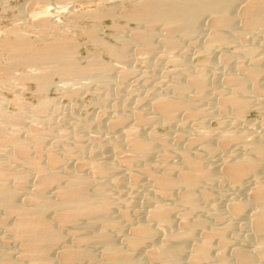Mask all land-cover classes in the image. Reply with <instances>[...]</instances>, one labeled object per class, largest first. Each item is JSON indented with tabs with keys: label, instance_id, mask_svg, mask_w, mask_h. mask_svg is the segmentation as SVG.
Listing matches in <instances>:
<instances>
[{
	"label": "rangeland",
	"instance_id": "1",
	"mask_svg": "<svg viewBox=\"0 0 264 264\" xmlns=\"http://www.w3.org/2000/svg\"><path fill=\"white\" fill-rule=\"evenodd\" d=\"M237 1L238 0H236L232 4L233 6H230L229 9V13H231L232 16L234 15L233 19H235L233 20L231 27L232 29L221 31L223 35H226V37L231 40L229 44H206V37H208L210 32L208 28L209 22L207 21L209 19H207L208 17L204 15L198 20L196 29L190 36H185L181 33L175 35L170 34L164 29L163 26L161 27L160 25L152 27L150 29L152 30L150 45L153 46L151 50L146 52L139 49V47H141L139 45L140 43L138 41L136 43V40L131 37L132 35H130L133 29L142 30L143 27L140 26L139 23L137 24L136 21L132 19L130 20V18L127 19L128 17L126 16L125 18L123 14L125 10L132 9L135 4L139 2V0H0L1 44V40L12 39L11 35L14 36V33H16L12 30L14 28L17 30V26V28L19 27L22 33L26 35L24 36L27 37L26 39L31 43V45L34 44L33 46L36 45V47H38L43 44V40H45V42L48 41V39H46L48 38L47 36L51 34L52 30L56 27L57 29L55 30H57L56 32L58 35L62 34V36H66L71 39L72 43L74 42V45H72L75 48L72 47L74 49H71V55L69 54L73 59L72 60L69 58L72 60H70V63L72 62L73 64V66L71 64L72 70L74 69L75 71H78L79 69L81 72H85V70L88 72L92 69H95L93 67L97 65L96 62L99 60L100 64L97 62L99 65L106 66V68L103 69L106 72L101 70L98 73L96 72L95 76L94 74L90 73L92 77L89 76L90 74H87L89 77H87L86 74H83V76H81L82 74H78L73 76L74 79L72 77V79L68 77L65 79V77L53 73L54 75L51 74V78L48 80V82L51 84L48 83V88L45 87L46 89H44L37 86L38 82L32 78L38 72L32 73L31 67H27V65H24L23 63L13 64L15 69L10 66V70L8 71L14 69L11 71L10 75L7 76V74L3 73V75L1 74L2 76L6 75L3 78L0 75L1 80H6H0V111H2L1 114H8L11 116L16 115L18 118L14 116L17 122L15 125H12L5 122V118L1 115L0 128L2 127V129H0V136L2 133L3 135L4 133H10L9 135H13L14 138H20V141H22L24 146V153H26V155L36 156L39 161L43 159V152L41 151V148H45V146L46 149L49 148L48 150L53 153L56 161L58 163L60 162L58 165L59 168L57 167L58 170H56L58 171V174H60V177H63L64 174L68 172L73 174L74 172L76 173V171H78L80 174L83 172L81 174L82 176L88 174L85 176V178H89L90 176L89 180H97V178H99L98 180L100 182L103 180L102 184H105H103V186L105 191H107V193L105 192V195L107 196V200H109V206L113 205L110 207V209L114 212H111L110 210V214L111 216L113 215L112 217H115L113 219L116 220V222H118L117 219H120L116 210L119 211L121 206L124 205L127 206L126 210L129 209L128 206L131 209V211L130 209L126 211L129 216H127V221L130 220L129 223H137L140 219H145L142 217L146 216V212L150 208L147 197L152 198L153 196H157L150 182V173L156 171L159 164L162 162L160 160L161 157L165 156L166 159H162L164 162L166 161L168 163L170 161L177 164V166H180L179 163L181 158L179 156V152L181 150H186L185 152L187 154L198 153V156H201L200 159L202 158L203 166L205 168L210 167L209 169L211 171L213 170L212 172L215 173L214 175L216 179L213 180V182H210V185L206 188L207 191H210L208 192L209 194L207 201L204 200L203 204H201L202 202L198 203V205L201 204L206 209L199 205L201 207V209L199 208L201 211L197 209V211L195 210V212L191 213L190 215L191 218H193V214H195L199 219L204 215L202 219L208 218L209 220L203 221L210 222L207 223L212 226H220L222 223L228 221V218H222L223 220L219 219L217 220L218 222L216 220L210 221V217H208L210 214L209 212H206L209 204L210 206L217 204L219 207H222L226 206L231 199H245L244 196H246L248 191L246 188L250 189L252 187V181L249 176L245 177V179L243 178V182H240L238 185L240 186L239 188H237L238 186L234 187L229 185L227 181L225 183V179L223 178L220 171V164L222 160L230 158L234 156V154L239 155V153L243 152V149L240 143L236 140V142L234 140V142L230 141L225 147H223L224 150L223 148L220 149L216 145L219 135L221 133L236 132V134H245L243 135L244 138H247L249 141L254 140L264 145V92L256 94V96L251 92L246 93L244 99L247 101L249 100V105L245 112H243L244 115L242 114L238 118H232V113L228 108L226 109V107L225 109L227 111L225 109L221 111L223 107H219L220 104H218L219 98L217 97V92L223 93L224 91L226 94L231 91L230 87L227 85V83H225V77L227 74H229V72H232L235 75H241V72L239 73L238 67L245 68L247 63L250 64L256 61V59L258 60L257 62L259 63V66L262 65L260 68L262 70L264 69V26L256 29L257 31H241L242 26L240 23H238L237 17L239 16L237 15H239L238 13L240 12L239 7L244 6L245 3L242 0H239V2ZM47 24L51 26L47 27ZM91 32H94V34L96 33L94 37ZM242 32V36H239V34ZM165 38L173 39L171 45L172 47L167 48L165 46L163 42V39ZM106 43L110 47L114 48L115 46V50L118 49V52L122 51L121 56H115L117 57L116 59L113 54L111 55V53L106 50ZM1 44L0 65L3 67L5 66V68H9L6 67L7 63L9 62V53L6 50H3L4 47ZM101 45L104 46L102 47ZM243 46L244 48H242ZM247 47L252 48L253 50L250 49L249 52L247 51ZM119 49L121 51H119ZM125 54L126 56L124 57ZM99 65L97 66L99 67ZM196 71H199L200 76L205 80L202 91L205 92L206 96L203 100L193 101L194 103L188 104L190 107L188 109L193 110L195 108L198 109L202 107L206 109L207 114L205 116L195 115L196 117H189L182 111H177L174 113V116L171 119H162L161 116H159V114L154 112L155 110L152 109L151 101L154 98L160 96L168 99L172 98L174 92L172 91L171 87L172 83L174 84L175 82L173 80H176L181 86H183V90L185 88V91L189 92H180L179 97H182L181 99H187L188 96H192L194 90L192 88L190 89L191 86H189L190 84H188V80L185 79V76L187 74V76L194 74ZM14 73L20 75H16V77ZM23 75H27V77L24 78L25 76ZM259 76L258 84L259 86H262V84H264V70ZM263 86L260 88L261 90H264ZM183 93H185L186 97ZM205 94L203 93V95ZM152 96L156 97L153 98ZM135 110L136 112L139 111L141 114L143 113L142 115L147 120L144 122L145 124L142 123L141 125L134 122L132 114L136 113ZM130 113L131 115H129ZM113 116H119V118L122 117V119L124 118L126 120H123V122L121 121V124L118 123L116 126H113L111 125V121L113 118H117ZM151 118L153 119L151 120ZM3 127L5 128L4 130ZM29 127L30 129L31 127H35L34 133L39 131L42 134V143L37 150L36 148H30L28 143V138L30 135L28 134L29 130L26 129H29ZM128 128L130 130L132 129V131L128 132ZM10 129L13 131H10ZM30 131H32L31 134H34L32 129ZM129 135L132 138L136 135H139V137L142 136L144 139L146 138L147 141L150 140L152 149H150V152L148 153L149 155L143 157L144 159L138 158V160L136 159L130 163L128 162L129 159L126 160L127 157L132 155V153L130 154L131 151L126 143L128 140L126 138ZM189 140L193 142L189 143ZM200 142L209 146L211 151L205 152ZM9 151L10 147H8L6 143L3 145V143L0 142V161L6 165H15V168H18L17 170L21 171L22 174L24 173L25 181L23 182L24 185L21 187V189L24 188L22 189L23 191H33L34 188L36 189L35 185L37 184H35V181L37 182L36 175H34V172L31 168H28V165L24 164L22 161H19L20 158L16 157L11 152L9 153ZM85 157H88L89 160L93 159V161L101 165L107 164V166H111L110 171L107 170L106 174L103 173L105 176L103 174L101 175L102 177H98L100 174L97 175L94 173L93 177V173H90V171L88 173L86 167H79L77 164L79 162L78 158L79 160H88V158L86 159ZM262 160H259V166L260 164L262 165L264 163V160ZM126 162H128V164ZM156 163L158 165H155ZM155 166H157L156 169ZM59 170H62L63 172H60ZM64 170H66V172ZM258 171L259 170H256L255 174L258 175L259 179L264 181V176L262 175V172H260L261 170L259 172ZM145 172L148 173L145 174ZM95 175H97V178H95ZM132 175L136 179H133L134 177H132ZM111 178L116 180L118 179L117 182L119 183L111 182ZM14 181L15 180L8 179L6 180V183L9 185L12 183L13 185L10 187L13 186L14 188ZM106 187L108 190H106ZM25 188L27 189L25 190ZM45 190L49 191L50 187L48 186L46 189H44V194L46 196H50L51 191L47 192ZM20 193L21 192H19V194ZM144 195H146V198ZM20 196H18V200H21ZM170 197L172 200L168 198V200L166 199L168 201L167 202L164 199L165 202L163 201V203L168 206L171 204V207H173L172 211L169 213V216L172 221H175L172 222L173 224L175 223V226L170 223L171 227L168 225L169 227L166 226L165 228H158L156 230L158 232H156V237L154 236L153 243H157L159 240L162 241L164 237L163 234L167 229L170 231H172L173 228L175 230L177 229L175 227L178 226L177 224L179 222L174 216L177 215L176 212H180L182 207H179V204L175 203L172 196ZM144 198L147 200V202ZM204 204H207V206ZM174 206H176L175 213H173ZM249 209L251 210L252 208L247 209V214H251L250 212L253 211H250ZM197 212L201 213L197 214ZM204 213L208 216L205 217ZM189 218L190 217L187 219L189 220ZM230 220L232 221L231 230L228 229L226 231L227 235H225V237L228 236L230 239L229 240L227 238V242H232L230 244L227 243V247L223 249V252H225V255L227 256V251L230 250V247L232 249L236 245L242 246L240 239H242L244 235L246 236L247 233V231H245L246 229L242 228L241 224H239L244 222L245 219L236 217ZM121 222L123 225L126 224L124 221ZM122 223L120 224L122 225ZM178 227L180 228V225ZM122 228L124 229L126 226H123ZM162 228L165 230L163 231ZM126 232L127 230L124 231V233ZM63 233L65 234V232ZM2 235L0 234V236ZM157 236L158 240H156ZM64 237L68 238V235ZM67 238H65V240ZM5 239L3 238V246L5 249L15 252L16 243H13V241L8 238ZM192 242L193 241L189 240V242L185 244V246L189 245L188 248L184 247L185 249L183 256H186H184L186 260L189 250L191 249ZM246 245L247 246H245V248L249 246L246 249H250V247H252L251 242H247ZM94 246L95 249L93 246L90 247V249L92 248L91 252L93 251L94 254H97L98 249L96 248L98 247H96V245ZM148 247L149 246H143L142 248L144 250H141L140 248V251L137 250L133 256L136 254L134 257H137L138 259L139 256L144 257V253H146ZM214 247L215 245L212 247L213 251L216 248ZM226 248H228V250ZM138 251L139 253H137ZM186 251H188V253ZM142 261L143 264H153L152 262L149 263L148 261V263H145L146 259H143ZM262 263L264 264V262H261L260 264Z\"/></svg>",
	"mask_w": 264,
	"mask_h": 264
},
{
	"label": "bare ground",
	"instance_id": "2",
	"mask_svg": "<svg viewBox=\"0 0 264 264\" xmlns=\"http://www.w3.org/2000/svg\"><path fill=\"white\" fill-rule=\"evenodd\" d=\"M235 1L236 0H139V2H137V4H135L132 9L125 10L123 14L124 17H128L127 19L130 18V20L132 19L136 21L137 24L139 23L140 26L143 27L142 30L133 29L132 33L130 34L132 35L131 37L136 40V43L137 41L140 43L139 45L141 47H139V45L138 47L142 51L147 52L151 50L153 46L150 45V37L152 36V30L150 29L152 27L160 25L161 27L163 26L164 29L170 34L175 35L181 33L182 35L190 36L195 31L198 20L201 18V16L204 15L208 17L207 19H209L207 20L209 22V25H207L210 32V34L208 33V37H206V44L222 45L227 43L229 44L231 41L226 37V35H223L221 31L232 29L231 27L233 24V20L235 19H233L234 15L232 16L231 13H229V9L230 6H233L232 4ZM242 1L245 3V5L243 4L244 6L239 7L240 12L238 10L239 15H237L239 17L236 16L238 18V23H240L242 26L241 31H257L256 29L264 26V0ZM237 2H239V0ZM50 26L51 25L47 24V27ZM16 29L17 30H15L14 28L12 30L13 32H16L14 33V36L11 35L12 39L8 38L9 40H1L2 44H0L3 45V50H6L9 53V62H6L7 65L5 63L6 67L9 68H5V66L3 67L0 65V75H3V73L7 74V76L10 75L11 71L15 69L13 67V64L23 63L24 65H27V67H31L32 73L38 72L32 78H34L38 82L37 86L46 89L45 87H47V84L50 83L48 82V80L49 78H51V74L53 73L59 74L60 76H63L65 77V79H67V77L73 78V76H76L78 74H82L81 76H83V74L87 75L92 73L95 76L96 72L98 73L99 71L106 68L105 65V67L99 65V60L97 61L99 62V64L96 62V64L99 65V67L96 65L98 68L95 66L93 67L95 69L91 68L92 70H87L88 72H86L85 69V72H81L79 69V72L77 70L75 71L74 69L73 71V64L72 62L70 63L72 57H70V55L71 49L75 48L73 46L74 42L72 43L71 39L66 36H62V34L58 35L56 32L57 30H55L57 29L56 27L52 30L51 34L47 36L48 38L46 39H48V41L45 42V40L42 39L43 44L38 47H36V45L33 46L34 44L31 45V43L26 39V35L22 33L19 27L17 28L16 26ZM243 32L240 33L239 36H242ZM91 33L90 35L92 36L93 34V37L96 34H94V32L92 34ZM163 42L167 48H170L172 47L171 45L173 39L165 38L163 39ZM106 45L107 43L105 44V46ZM107 46L106 50H108L111 55L113 54L114 57L121 56L122 51L120 49H122L123 47L119 49V51L121 52H118V49L115 50V46L114 48ZM242 48H244V46ZM247 48V51L252 49L249 47ZM125 56L126 54L124 55V57ZM117 57L115 58L117 59ZM257 61L258 60L256 59V61L250 64L247 63L245 68L238 67L239 73L241 72V75L238 74L239 76L233 74L232 72H229L226 77L224 76L225 83H227L231 91L226 94L224 91L223 93L217 92V97L219 98L218 104H220L219 107H223L221 111H223L225 107L226 109L228 108L233 115L232 118L240 117L248 107L249 100L247 101L244 99L246 93L251 92L256 96V94L264 92V90L260 89L264 84H262V86L260 85L261 87L258 84V77H260L259 75L264 69L262 70L260 68V66L262 65L259 66V63ZM10 66H12V68L14 69L8 71L10 70ZM2 75V78L6 76ZM16 75L17 73L15 74V76ZM19 75L20 74H18L17 76ZM27 75H23L25 76L24 78H26ZM187 75L185 76V79L188 80V84H190L189 86H191L190 89L192 88L194 90L192 96H188L190 99L188 97L187 99H181L182 97H179L180 92L183 91L187 93L188 91L186 92L185 88L183 90V86H181L176 80H173L175 82L174 84L172 83L171 87L172 91L174 92L173 94H176L175 96L172 95L173 97L169 99L160 95V97L154 96L156 98L152 96L154 99L151 101V107L155 110L154 112L161 116L162 119H171L174 116V113L177 111H182L189 117L195 115L205 116L207 114L206 109L202 107L198 109L195 108L196 110L188 109L190 108L188 104L194 103L193 101L205 99L206 94L202 91L205 80L200 76V72L196 71L194 72V74H191L189 76ZM89 76H91V74ZM89 76L87 75V77ZM1 81L6 80L2 79ZM185 93L183 94L186 97ZM203 93L205 95H203ZM1 112L2 111H0V116L2 115L5 118V122L15 125V123L17 122L15 118L17 117L16 115H14L15 117L12 115V117L8 114H1ZM142 114L139 113V111L132 114V118L135 123L141 125L142 123L145 124L144 122L147 120ZM129 115H131V113ZM149 118L147 119L150 120ZM152 119L153 118H151V120ZM123 120L126 119H122V117L119 118V116L115 119L113 118V120L111 121V125L116 126L121 121L123 122ZM0 129H2V127ZM4 129L5 128L3 127V130ZM31 129L34 133L35 127H31ZM31 129L29 127V129L26 130L30 131ZM11 130L12 129H10V131ZM29 131L28 134L30 135V137L28 138L29 142L28 140L27 142L29 143L30 148H36L37 150L42 143V134L39 131L31 134L32 131H30V133ZM130 131H132V129L128 130V132ZM6 134L4 133L3 135L2 133V135L0 136V142H2L3 145L4 143H6L8 147H10L9 153L11 152L13 155L20 158L19 161H22L24 164L28 165V168L32 169L34 175H36L37 177V182L35 181V184H37L35 185L36 189L34 188L33 191H23L22 189L24 188L21 189V187L24 185L23 182L25 181L24 173L22 174L21 171L17 170L18 168L16 169L15 165H6L0 161V234H4L0 236V264H143V259H146L145 263L152 262L153 264H260L261 262H264V181L259 179L258 175L255 174L256 170H261L260 172H262V175L264 176V163L262 165L260 164V166L258 163L262 159L264 160V145L254 140L249 141L247 138L246 140L243 136L245 134L243 133V135L236 134V132H227L223 134L221 133L216 142L217 147L222 149L230 141L236 140L240 143L243 149V152L239 153V155L234 154V156L222 160L220 164V171L223 178L225 179V183L227 181L229 185L237 187L240 182H243L242 179H245V177L248 176L252 181V187L250 189L246 188V190L248 191L246 193V196H244L245 199H231L232 201L230 200V202H228L226 206L222 207H219L217 204V206H210L209 204L206 212H209L210 216L206 215L205 213L204 214L205 217H210V221H217L219 219L221 220L225 217L228 218V221L222 223L220 226H212L208 224L210 222L207 221V223L203 221L209 220L208 218L202 219L204 215L200 218L202 220H200L195 214H193V218H191L190 215L191 213L195 212V210L197 211V209H201L200 206H202L201 204H203L204 200L207 201L209 194L208 192L210 191H207L206 188L210 185V182H213V180L216 179L214 175L215 173L212 172L213 170L211 171L209 169L210 167L205 168L203 166L202 158L200 159L201 156H198V153L187 154L185 152L186 150H183L184 152L181 150L179 152V156L181 158V161L179 163L180 166H177V164L170 161L168 163L166 161L164 162L163 160L165 158V154L162 155L164 157H161V159L160 154L159 159L164 163L161 162L157 169V166H155L156 171L150 173V182L157 196H153L154 198L147 197L150 208L149 210H147L148 208L146 209L147 212H145L147 214L146 216L142 217L145 219H140L143 221L136 220L138 221L137 223H129L130 220L127 221L129 216L126 211H128L130 207L128 206L129 209L126 210L127 206L124 205L121 206V208L119 206V211L116 210L120 218L117 219L118 222H116V220L113 219L115 217H112L113 215L111 216L110 214V207L113 205L109 206V200H107V196L105 195V192L107 193V191H105V188L103 186L104 183L102 184L103 180L102 182H100L98 180L99 178L96 177L98 174H100L98 175V177H102L101 175L103 173L106 174L107 170L110 171L111 166H107V164L101 165L93 161V159L89 160L88 157V160H79L78 158L79 162L77 164L79 165V167H86L88 173L89 171L90 173H93V175L91 174L93 177L94 173L97 174L95 175V178H97V180H89L90 176L89 178L87 177L88 179L85 178V176L88 174L82 176L81 174L83 172L80 174V172L78 171H76V173L71 172L73 174H70L68 172L69 174L66 173L63 177L61 176V178L59 176L60 174H58V171H56L58 170L57 167L59 168L58 165L60 162L58 163L56 161L53 153L48 150L49 148L46 149V146L45 148H41V151L43 152V161H39L36 156L26 155V153H24V146L22 141H20V138L16 139L13 135H9L10 133ZM126 139H128L126 143L131 151L130 154L132 153L130 157L126 156V160L129 159V163L136 159L138 160V158H143L146 155H149L148 153L150 152V149H152L150 140L147 141L146 138L144 139V137L142 136L139 137V135H136L133 138L129 135ZM190 141L191 140H189V143L193 142ZM201 146L203 150H205V152L211 151L210 147L205 143H201ZM128 162L126 163L128 164ZM155 165L158 164L156 163ZM64 171L66 172V170ZM60 172L63 171L61 170ZM148 172H145V174ZM132 177L134 176L132 175ZM8 179L15 180L14 188L13 186L10 187L11 185H13L12 183L11 185L6 183V180ZM133 179L136 178L134 177ZM117 181L118 179L116 180L113 178L111 182L119 183ZM48 186L50 187L49 191H51L50 196H46L44 194V189H46V187ZM239 187L240 186H238L237 188ZM26 189L27 188H25V190ZM106 190H108L107 187ZM19 192L21 193L19 194ZM18 196L21 197V200H18ZM144 196L146 198V195ZM170 196L173 197L175 203L179 204V207H182L180 212H176L177 215L174 214L176 215L174 216L175 219H177L180 223L177 224L176 222V224L178 226L180 225V228L178 226L175 227L177 228L176 230L174 228H171L172 231L167 229L168 232L166 230V232H164L163 234V240H159L160 243L159 241H157V243H153L154 236L156 235V232H158L156 230L161 227L165 228L168 225L170 226V223L174 221H172L169 216V213L172 211L173 207H171V204L168 206L163 203V201L165 202V200H168V198L172 200ZM145 201L147 202L146 199ZM198 203H201L199 204L200 206L198 205ZM204 205L207 206V204ZM175 207L176 206H174L173 213H175ZM202 208L206 209L203 206ZM248 208H252L251 210L249 209L250 211L253 210L252 212H250L251 214H247ZM111 212L114 211L111 210ZM198 213L201 212H197V214ZM188 217H190L189 220L187 219ZM236 217L245 219L244 222H241L239 224H241L242 228L246 229L245 231H247V233L246 236L244 235V237L240 239L242 246L234 245L235 247L232 249L230 247V250L227 251V256L225 255L226 253L223 252V249L227 247V243L230 244L232 241L227 242L229 238L228 236L225 237V235H227L226 231L228 229L231 230L232 221L230 219ZM119 220L124 221V223L126 224L123 225V223ZM120 223H122L124 227L126 226V228H124L127 230L126 233H124V231L126 230L122 228L123 226ZM172 225L175 226V223H172ZM164 230L165 229H163V231ZM63 232H65V234ZM67 235L68 238L64 237ZM3 238H8L13 241V243H16V250L15 252L12 251L14 253H12L10 250L8 251L5 249V247L3 246ZM65 238H67L66 240L68 241H66ZM156 240H158V236ZM189 240L193 242L186 260L184 258L185 255L183 256V252L186 247L188 248L189 245L185 246V244L188 243ZM247 242H251L252 244V247H250V249H246L249 246L245 248V246H247ZM94 245L98 247L96 248L98 249V253L96 252L97 254H94L93 251V253L91 252L92 248L90 249V247L93 246L95 249ZM214 245L216 248L214 247L215 250L213 251L212 247ZM143 246H149L146 250V253H144V257L139 256V259L137 257L135 258L134 256L136 254L134 256L133 254L137 250L140 251V248L141 250H144L142 248ZM226 249L228 250V248ZM139 251L137 253H139ZM186 252L188 253V251Z\"/></svg>",
	"mask_w": 264,
	"mask_h": 264
}]
</instances>
